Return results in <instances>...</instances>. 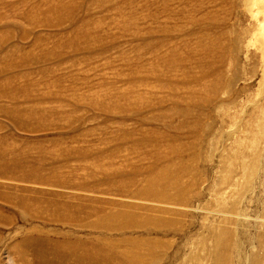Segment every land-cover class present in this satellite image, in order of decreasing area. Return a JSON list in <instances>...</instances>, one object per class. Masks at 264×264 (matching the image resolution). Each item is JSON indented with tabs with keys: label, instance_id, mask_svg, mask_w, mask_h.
<instances>
[{
	"label": "rangeland",
	"instance_id": "rangeland-1",
	"mask_svg": "<svg viewBox=\"0 0 264 264\" xmlns=\"http://www.w3.org/2000/svg\"><path fill=\"white\" fill-rule=\"evenodd\" d=\"M158 171L183 205L150 198ZM113 205L136 224L59 222ZM61 235L107 264H264V0H0V264Z\"/></svg>",
	"mask_w": 264,
	"mask_h": 264
},
{
	"label": "bare ground",
	"instance_id": "bare-ground-1",
	"mask_svg": "<svg viewBox=\"0 0 264 264\" xmlns=\"http://www.w3.org/2000/svg\"><path fill=\"white\" fill-rule=\"evenodd\" d=\"M157 173H158V176L151 178L149 181V186L155 187L154 192H153L154 194L150 195V198L153 201H155V203L157 202V203L168 204V205H171V204L172 205H183L185 202V200L183 199L184 198L183 196L178 195V194L176 195L169 194L168 192H166V189H165V188H172V185H175L176 182L172 181L171 183L170 180H168L167 176L164 174L165 172L158 171ZM164 186H167V187H164ZM159 187L161 188L164 187V188L163 189L160 188L162 191H159ZM144 193L148 194L147 192H144ZM140 195H141V198L144 200V195L142 194ZM144 201H148V200L145 199ZM113 206H114L113 208L115 209V206L117 205H113ZM128 207H134V206L129 205ZM93 213H91L87 217L86 220L79 218V216L78 217L76 216L75 218H69L65 216V217H60L59 222L69 224V222L72 221L71 225L74 224L75 226H79L83 228L87 227V228L97 229V230L103 229L106 233H114L116 231H119L120 233L126 229L125 226L133 227L136 224V218L133 216V220H128L127 218L131 216H129V214L126 211H122L121 209L118 211L116 210L114 213H109L107 211L105 212L103 210L102 212L98 214H93ZM94 216L98 218L96 221L92 222L91 224L87 222V220H90V218ZM99 219H103L104 222L100 221ZM100 222L102 223V225ZM39 233L41 232L39 231ZM27 238L28 237L23 238L19 247H20V252H21L20 254L21 258L25 257L28 250H33L34 261L33 263H28V264H107L109 260L107 259V257L104 258V256H106L104 255V253H103L104 256L102 255V252L104 251V248H103L104 244L102 245L101 248L99 247L100 243H103V242H99V246L93 243L86 244L88 242L85 243L78 237L70 238V237H62V235L61 237H58L55 239L50 238L49 236L39 237L37 240L32 239L33 241ZM39 239H40V242L37 243ZM37 245H40V246H37ZM108 248L106 247L105 249H108ZM94 249H97L98 251H95ZM92 251H95V252H92ZM120 252L121 251H119V253ZM120 254L122 258H120V256L118 258L123 259V262L120 261L121 264L122 263L125 264V262L127 263L128 259L126 258V254L124 252L123 253L121 252ZM110 258L112 259V255H110ZM114 258L116 260L118 259L116 257ZM109 263H110V260H109Z\"/></svg>",
	"mask_w": 264,
	"mask_h": 264
}]
</instances>
